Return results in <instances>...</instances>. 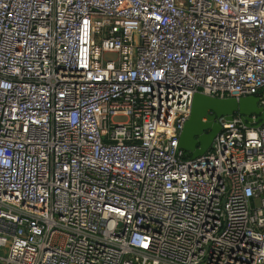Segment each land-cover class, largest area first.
I'll return each instance as SVG.
<instances>
[{"label": "built area", "instance_id": "1", "mask_svg": "<svg viewBox=\"0 0 264 264\" xmlns=\"http://www.w3.org/2000/svg\"><path fill=\"white\" fill-rule=\"evenodd\" d=\"M263 92L264 0H0V264H264Z\"/></svg>", "mask_w": 264, "mask_h": 264}, {"label": "water", "instance_id": "2", "mask_svg": "<svg viewBox=\"0 0 264 264\" xmlns=\"http://www.w3.org/2000/svg\"><path fill=\"white\" fill-rule=\"evenodd\" d=\"M261 96L249 95L239 99L235 97H213L202 93H196L193 97L191 114L182 130L179 146L186 150L192 158L204 154L221 129L218 117L231 118L236 111L245 115L247 124L251 120L250 115L256 114L257 126L262 123L264 110L259 106Z\"/></svg>", "mask_w": 264, "mask_h": 264}, {"label": "rangeland", "instance_id": "3", "mask_svg": "<svg viewBox=\"0 0 264 264\" xmlns=\"http://www.w3.org/2000/svg\"><path fill=\"white\" fill-rule=\"evenodd\" d=\"M109 57H111V54H106V58H109ZM115 119L116 120H124L125 117H123V116H117Z\"/></svg>", "mask_w": 264, "mask_h": 264}]
</instances>
